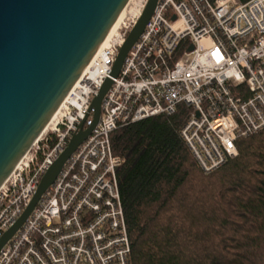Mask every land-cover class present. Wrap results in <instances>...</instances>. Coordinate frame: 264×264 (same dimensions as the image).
I'll return each instance as SVG.
<instances>
[{
    "label": "built area",
    "instance_id": "built-area-1",
    "mask_svg": "<svg viewBox=\"0 0 264 264\" xmlns=\"http://www.w3.org/2000/svg\"><path fill=\"white\" fill-rule=\"evenodd\" d=\"M147 1H129L131 21L93 56L0 186V239L80 124L92 125V101ZM183 108L181 137L205 173L238 156L239 136L264 129V0H158L103 97L97 125L0 249V264H131L119 180L125 158L111 134Z\"/></svg>",
    "mask_w": 264,
    "mask_h": 264
},
{
    "label": "trees",
    "instance_id": "trees-1",
    "mask_svg": "<svg viewBox=\"0 0 264 264\" xmlns=\"http://www.w3.org/2000/svg\"><path fill=\"white\" fill-rule=\"evenodd\" d=\"M185 118L183 108L111 134L125 158L131 264H264V129L239 136L238 156L205 173L181 137Z\"/></svg>",
    "mask_w": 264,
    "mask_h": 264
},
{
    "label": "water",
    "instance_id": "water-1",
    "mask_svg": "<svg viewBox=\"0 0 264 264\" xmlns=\"http://www.w3.org/2000/svg\"><path fill=\"white\" fill-rule=\"evenodd\" d=\"M129 1L0 0V186L44 131ZM157 3L147 1L121 45L110 76L92 101V125L83 129L84 121L80 124L67 148L41 179L21 217L0 239V249L97 125L103 97Z\"/></svg>",
    "mask_w": 264,
    "mask_h": 264
},
{
    "label": "bare ground",
    "instance_id": "bare-ground-1",
    "mask_svg": "<svg viewBox=\"0 0 264 264\" xmlns=\"http://www.w3.org/2000/svg\"><path fill=\"white\" fill-rule=\"evenodd\" d=\"M132 5V4H131ZM130 5V6H131ZM130 6H128L123 13L121 14V16L119 17V19L117 20V22L115 23V25L113 26L112 30L110 31V33L108 34V36L106 37V39L104 40V42L102 43V45L100 46V48L98 50H100L103 46H105L106 44L109 43V41L112 39V37L114 35H116V33L120 30L121 26L123 25L124 22V18L126 17V15L129 12Z\"/></svg>",
    "mask_w": 264,
    "mask_h": 264
},
{
    "label": "rangeland",
    "instance_id": "rangeland-1",
    "mask_svg": "<svg viewBox=\"0 0 264 264\" xmlns=\"http://www.w3.org/2000/svg\"><path fill=\"white\" fill-rule=\"evenodd\" d=\"M131 19H132V17L129 14H127V17L124 18V21L128 24V22H130Z\"/></svg>",
    "mask_w": 264,
    "mask_h": 264
}]
</instances>
